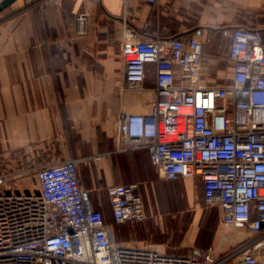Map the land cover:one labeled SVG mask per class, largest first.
I'll list each match as a JSON object with an SVG mask.
<instances>
[{
  "label": "built area",
  "instance_id": "built-area-1",
  "mask_svg": "<svg viewBox=\"0 0 264 264\" xmlns=\"http://www.w3.org/2000/svg\"><path fill=\"white\" fill-rule=\"evenodd\" d=\"M47 1L23 0V10H40ZM145 1L156 8L160 3ZM88 25V13L78 14L76 34L86 35ZM120 54L124 92L147 90L148 65L156 74L149 114H120L116 152H147L168 181L199 179L204 205L219 211L220 225L236 232L238 245L188 254H165L149 244L123 246L113 227L134 228L147 219L139 185L106 188L108 222L80 176V166L97 158H71L31 171L4 165L0 264H264V27L231 30L232 77L223 86L203 82V43L197 37L141 39L126 27ZM29 176L34 191L14 188L13 182ZM228 239L223 236V242Z\"/></svg>",
  "mask_w": 264,
  "mask_h": 264
},
{
  "label": "crops",
  "instance_id": "crops-1",
  "mask_svg": "<svg viewBox=\"0 0 264 264\" xmlns=\"http://www.w3.org/2000/svg\"><path fill=\"white\" fill-rule=\"evenodd\" d=\"M23 6L18 0L0 14V173L6 164L31 171L71 158H97L80 166V176L94 208L109 212L108 222L107 187L138 184L143 196V185L126 183L128 176L145 174L147 190L171 182L158 174L147 152H116L120 114H149L156 74L148 65L147 90L123 91L124 29L133 28L141 39L197 37L203 43V82L223 86L232 77L231 30L263 27L261 0H160L157 8L145 0H48L40 10ZM85 12L88 33L77 35L74 20ZM177 182H188L190 190L201 185L203 197L199 179ZM159 225H115L114 237L123 246L149 244L165 254L209 247L155 239L153 231H164Z\"/></svg>",
  "mask_w": 264,
  "mask_h": 264
},
{
  "label": "rangeland",
  "instance_id": "rangeland-1",
  "mask_svg": "<svg viewBox=\"0 0 264 264\" xmlns=\"http://www.w3.org/2000/svg\"><path fill=\"white\" fill-rule=\"evenodd\" d=\"M263 7L262 4L261 12L263 17H261V23L264 27ZM127 179L126 183L138 182L145 188L143 195L147 214L145 222H157L164 229L163 233L158 232L156 234L154 231L152 232L155 239H164L173 243L191 240L195 242V246H216L222 252H227L238 245V241L234 239L237 236L236 232L232 228H224L220 225L219 211L204 205L201 197V185H194L190 190L188 182H165L161 187H155V190H147L146 188L150 186L148 177L145 174L140 173L137 178L131 175ZM17 182L12 183L14 187L21 188L22 191H29V189L34 191L35 182L33 177H25ZM91 200L93 201L92 196ZM103 214L106 219H109V212ZM222 236H228V240L231 239L232 242L225 241L221 243L220 238ZM246 241L244 242L246 243ZM245 243L240 249L247 245Z\"/></svg>",
  "mask_w": 264,
  "mask_h": 264
},
{
  "label": "water",
  "instance_id": "water-1",
  "mask_svg": "<svg viewBox=\"0 0 264 264\" xmlns=\"http://www.w3.org/2000/svg\"><path fill=\"white\" fill-rule=\"evenodd\" d=\"M18 0H1L0 1V14L14 5Z\"/></svg>",
  "mask_w": 264,
  "mask_h": 264
},
{
  "label": "trees",
  "instance_id": "trees-1",
  "mask_svg": "<svg viewBox=\"0 0 264 264\" xmlns=\"http://www.w3.org/2000/svg\"><path fill=\"white\" fill-rule=\"evenodd\" d=\"M178 38V37H177ZM171 182H177V181H171Z\"/></svg>",
  "mask_w": 264,
  "mask_h": 264
}]
</instances>
